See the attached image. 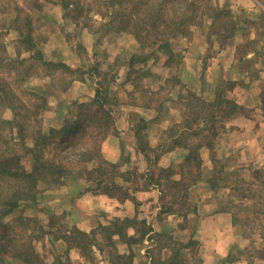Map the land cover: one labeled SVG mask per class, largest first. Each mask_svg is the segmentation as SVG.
<instances>
[{
  "label": "rangeland",
  "instance_id": "1",
  "mask_svg": "<svg viewBox=\"0 0 264 264\" xmlns=\"http://www.w3.org/2000/svg\"><path fill=\"white\" fill-rule=\"evenodd\" d=\"M14 1L25 10L19 14L32 15L35 40L52 65L29 57L20 41V31L10 27L18 10L0 2V41L5 49L0 52V75L17 97L13 106L7 100L2 104L0 99L1 118L13 119L15 113L30 109L35 125L28 133L37 131L38 126L44 130L61 127L76 117L80 103L96 97L101 86L107 99L104 109L114 119L102 142L103 156L111 164H90L105 167L104 172L92 173L90 177L85 171L79 176L70 174L65 183L42 187L36 199L21 206L23 215L37 219L39 232L38 236L35 233L34 245L40 261L35 264H51L59 254L66 260L67 242H61V238L73 233L74 228L90 234L93 231L92 236L103 245L94 241V252L87 254L70 248L72 264H100V256L109 257L113 246L102 227L112 225V214L101 208L80 210L79 195L86 190H101L121 197L125 190L120 185L112 189L113 181L124 177L139 181L138 169L124 172L123 162L109 158L121 146L126 152L122 161L135 160L128 140L130 134L146 158L144 145L155 150L150 154L156 158L152 169L157 174H164L165 179L164 172L170 169L181 181L176 187L171 186L167 200L184 213H194L210 203V207L231 212L237 219L234 223L238 233L247 240L246 260L264 264V0H127L130 4L123 13L133 18L155 13L166 19L177 18L180 13L194 17L186 36L163 39L169 41L164 50L143 44L132 32L115 28L111 14L120 7L108 12L106 3L111 0H78L85 8L77 18L66 17L63 7L50 0H42L41 11L32 0ZM163 3L168 6L162 7ZM190 5L191 10L187 8ZM170 30L162 28V34L171 33ZM27 57L32 66H24L23 59ZM219 91L225 92L226 99L243 104V110L231 119L220 117L214 131L206 133V139L203 133L197 134L204 125L203 119L199 120L200 127L195 125L190 130L182 125L180 129L182 122L192 117V98L214 101ZM126 125H132V133ZM138 130L142 136L136 134ZM198 143H202L197 152L201 165L194 159L186 160ZM112 163L118 166L113 167ZM223 164L225 172L239 173L233 175V180H246L239 192H233L230 186L223 188V183L217 188L209 183L211 176L218 175L216 167ZM163 184L166 186V182ZM195 184L191 192L185 189ZM17 209L8 218L16 217ZM126 246L118 239L120 253L125 252Z\"/></svg>",
  "mask_w": 264,
  "mask_h": 264
},
{
  "label": "trees",
  "instance_id": "2",
  "mask_svg": "<svg viewBox=\"0 0 264 264\" xmlns=\"http://www.w3.org/2000/svg\"><path fill=\"white\" fill-rule=\"evenodd\" d=\"M50 1L53 4H60L66 17L73 16L77 18L85 8L78 0ZM0 2L7 4L9 7L14 5L18 10L15 18L10 21V27L12 26L20 31V41L30 53L29 57L32 56V60L37 58L41 61V64L51 66L52 63L43 57V51L35 40L32 15L29 13L19 14L25 10L19 7L14 0H1ZM32 2H34V6L39 11L43 9L44 3H42V0H32ZM128 3L129 1L127 0H111L106 3L108 12L115 6L122 8V10L119 8L114 11L115 13L112 11V24L119 31L132 32L143 44L157 45L159 50H164V48L169 46V41H164V38L186 36L188 25L195 20L194 17H190L186 13H180L177 18L167 19L156 13L150 14V16L133 18L132 15L128 16L123 13V8ZM161 6L165 7L168 4L163 3ZM187 8L191 10L192 6H187ZM165 24L166 26H164ZM168 27L171 29V33L165 32L162 34V28ZM150 28L153 30V32L151 31L152 33L149 30ZM3 48L4 43L0 41V52L5 50ZM29 57L24 58L25 60L23 59V63H26L24 66H32L33 62ZM62 65L71 69L66 64ZM6 83V80L0 75V99L2 104L4 100H7L13 106V104H16L14 101L17 97L13 88ZM104 92L105 90L100 86L96 97L90 102L80 103V110H78L76 117L66 120L61 127H51L48 130H44L41 126H38L37 131L28 133L32 125H35L31 119L30 109H26L23 114L21 112L15 113L13 119H4L0 116V264H18L14 260L20 264H35L40 261V253L34 245L35 233L38 236L39 232L35 223L37 219L22 214L21 206L24 203L36 199L42 187H56L65 183L70 174L79 176V174H84L85 171L90 177L92 173L104 172L105 167L103 169L98 166L90 167V164L95 163V161H97L99 166L111 164L104 158L102 150V142L107 137L114 123L112 115L109 112L106 113L104 109L107 101L103 94ZM40 101L43 102L42 100ZM240 104L231 98L226 99L224 91H219L214 101L208 102L192 98L189 102V110L192 117H187L179 127L181 129L183 125L185 128H191L190 130H192L195 125L200 127L199 120L203 119L204 125L199 128L197 134L203 133L202 137L206 139L208 137L206 133L214 131L215 124L220 117L231 119L243 110V104ZM143 126L147 128V123L144 122ZM140 129L142 130V127ZM136 134L142 136L139 130ZM29 138L31 139L30 142L28 141ZM212 142L211 140L209 146L212 145ZM201 146L202 143H198L190 149V153L186 157L188 162L194 159L197 165H201V159L197 154ZM151 150L155 151L151 145H144L143 151L146 152L149 164L152 166L156 158H152ZM158 155L157 153L156 156ZM24 157L26 160H23ZM100 160L101 162H98ZM112 166L116 167L118 165L112 163ZM225 167V164L220 168L216 167L215 171L216 173L218 172V175L214 178L211 176L209 183L212 184L213 188H217L219 184L223 183V188L230 186L233 192H239L246 180L243 177L233 180L232 177L239 176V173L225 172ZM164 173H166L165 179L164 174H157L155 171L149 174L148 178L155 181L162 188L164 210H174L182 213V210L178 209L172 200L166 199L167 193H170L176 187L175 185H178L181 181L174 177L175 172L170 169ZM183 174H185V171H183ZM234 174L236 175L233 176ZM103 175L105 174L103 173ZM163 182H166V186H164ZM190 186L187 185L185 189L189 191ZM114 187L120 186L113 181L112 189ZM107 193L113 194V191L112 193L109 191ZM124 196H128V193L124 192L121 197ZM248 196L252 197V195ZM17 207V212L19 211L17 216L8 218ZM234 220L237 221L236 217H234ZM129 221L132 222L131 225L126 224ZM135 221L136 218L123 219L118 217L113 220L111 226L102 227L106 231L105 238L109 241V245L113 246L112 250H108L109 257L105 258L107 262L111 261V264H132L131 254L127 255L117 250L118 239L129 245L132 242L142 240L152 230L151 227H147L144 222H141L138 231V237L141 238H133L128 234V230L130 226H136L134 224ZM92 235L93 231L90 234L79 228H74L73 233H65L63 238H61V242H67L66 260H64L63 255L59 254L55 256L51 264H72L73 259L69 254V249L72 247L78 248L83 254L94 252L93 242L96 241L102 245L103 243L95 240V236Z\"/></svg>",
  "mask_w": 264,
  "mask_h": 264
},
{
  "label": "crops",
  "instance_id": "3",
  "mask_svg": "<svg viewBox=\"0 0 264 264\" xmlns=\"http://www.w3.org/2000/svg\"><path fill=\"white\" fill-rule=\"evenodd\" d=\"M179 120L172 119L173 122ZM125 127L132 133V125ZM130 135L128 140L135 160L132 163L128 158L122 161L126 152L121 146L112 151L109 158L112 162H123L124 172L138 169L141 174L139 181L125 177L115 181L128 193L124 197L101 190H86L79 195L82 197L79 209L87 211L101 208L112 214V222L118 217L136 218V226H130L132 229L128 230L133 238L138 237L141 222L151 227L152 230L142 240L127 244L124 254H131L132 264H250L245 252L247 240L238 233L231 212L210 207L211 203L209 207H200L194 213L164 210L162 188L148 178L154 172L153 167L137 149L134 136ZM140 163L143 164L141 167ZM201 184L205 186V183ZM195 186H190L188 190L191 192ZM100 264L108 262L100 256ZM253 264L257 262L253 261Z\"/></svg>",
  "mask_w": 264,
  "mask_h": 264
}]
</instances>
